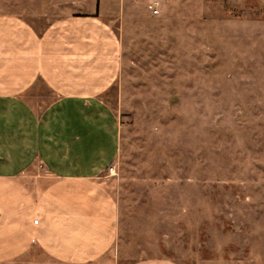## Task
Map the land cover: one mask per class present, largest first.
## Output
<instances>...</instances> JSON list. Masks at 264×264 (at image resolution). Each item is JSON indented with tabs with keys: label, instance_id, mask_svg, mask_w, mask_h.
<instances>
[{
	"label": "rangeland",
	"instance_id": "rangeland-1",
	"mask_svg": "<svg viewBox=\"0 0 264 264\" xmlns=\"http://www.w3.org/2000/svg\"><path fill=\"white\" fill-rule=\"evenodd\" d=\"M125 1L109 15L125 65L106 98L122 125L105 178L120 238L90 264H264V0H158V14ZM46 255L0 264H63Z\"/></svg>",
	"mask_w": 264,
	"mask_h": 264
},
{
	"label": "crops",
	"instance_id": "crops-1",
	"mask_svg": "<svg viewBox=\"0 0 264 264\" xmlns=\"http://www.w3.org/2000/svg\"><path fill=\"white\" fill-rule=\"evenodd\" d=\"M24 2L25 14L0 12V261L37 246L56 262L90 264L120 238L105 178L122 125L106 98L125 65L123 26L109 15L127 1Z\"/></svg>",
	"mask_w": 264,
	"mask_h": 264
},
{
	"label": "built area",
	"instance_id": "built-area-1",
	"mask_svg": "<svg viewBox=\"0 0 264 264\" xmlns=\"http://www.w3.org/2000/svg\"><path fill=\"white\" fill-rule=\"evenodd\" d=\"M159 5H160V2L157 0V1H154V4L152 5V9L154 11L155 14H158L159 12ZM111 170L113 171L114 168H111Z\"/></svg>",
	"mask_w": 264,
	"mask_h": 264
}]
</instances>
